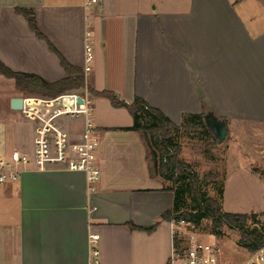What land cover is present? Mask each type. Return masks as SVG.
<instances>
[{
  "label": "crops",
  "instance_id": "crops-1",
  "mask_svg": "<svg viewBox=\"0 0 264 264\" xmlns=\"http://www.w3.org/2000/svg\"><path fill=\"white\" fill-rule=\"evenodd\" d=\"M17 8L34 11L44 39ZM91 15L94 60L86 75L83 0H0L5 67L54 83L66 77L62 57L84 73L87 89L73 93L91 101L101 170L93 193L83 172L58 165L39 172L34 163L19 183L0 186V264H95L93 235L99 264H175L183 238L186 249L202 243L162 219L174 194L153 176L143 135L129 130L127 108L95 93L112 92L125 104L141 99L177 127L189 115L215 118L235 142L246 131L264 130V0H100ZM17 98L49 99L27 96L0 74V152L34 162L43 123L14 110ZM57 107L35 105L46 120ZM51 125L67 150L86 140L83 115L61 113ZM47 149L57 151L51 130ZM211 239L206 244L218 246ZM252 254L222 249L217 264H247Z\"/></svg>",
  "mask_w": 264,
  "mask_h": 264
},
{
  "label": "trees",
  "instance_id": "trees-1",
  "mask_svg": "<svg viewBox=\"0 0 264 264\" xmlns=\"http://www.w3.org/2000/svg\"><path fill=\"white\" fill-rule=\"evenodd\" d=\"M17 13L25 17L31 30L39 39H44L39 32L35 13L32 9L17 8ZM54 53L57 51L51 46ZM61 64L66 71V77L58 82H48L36 75L15 73L0 62V74L14 79L18 91L27 96H36L46 99H56L62 95L87 89L85 75L81 70L69 66L60 57ZM99 97L107 98L114 107H125L133 118V127L129 130L136 131L143 135L146 132L149 136L152 148L158 154L157 170L153 176L159 178L165 185V191L174 194V205L166 212L162 219L169 222L184 221L196 228H200L205 220H212V233L221 238L224 235V228L238 232L240 235L239 246L255 253L264 247V225H260L256 214H231L222 210L220 199L223 194L222 184L217 198H211L201 192V179L187 162L180 160L181 146L179 136L184 132H200L212 138V134L206 125V118L203 115L185 116L181 126L177 127L170 119L164 116L159 110L150 108L143 100L136 99L132 104H125L119 101L112 92L95 93ZM189 195L197 208L194 211L183 209V198ZM252 222L251 226L249 222ZM156 228L142 229L151 232ZM184 238L180 241L178 251L186 250Z\"/></svg>",
  "mask_w": 264,
  "mask_h": 264
},
{
  "label": "rangeland",
  "instance_id": "rangeland-1",
  "mask_svg": "<svg viewBox=\"0 0 264 264\" xmlns=\"http://www.w3.org/2000/svg\"><path fill=\"white\" fill-rule=\"evenodd\" d=\"M211 136L213 139L200 132L182 131L178 139L181 146L180 160L190 164L199 175L203 194L217 198L222 184L220 205L224 212L248 215L256 213L259 226L264 225V167L255 171L250 165L252 161H256L264 166V130L259 128L244 132L241 142L231 141L227 137L224 142L219 143L213 134ZM182 205L187 211L197 208L187 194ZM249 224L253 226L251 221ZM212 227V220H205L200 228L182 226L181 233L197 235L205 245L210 243L206 239L212 238L228 252L242 248L238 244V232L224 228V235L219 238L213 235Z\"/></svg>",
  "mask_w": 264,
  "mask_h": 264
},
{
  "label": "built area",
  "instance_id": "built-area-1",
  "mask_svg": "<svg viewBox=\"0 0 264 264\" xmlns=\"http://www.w3.org/2000/svg\"><path fill=\"white\" fill-rule=\"evenodd\" d=\"M100 4V0H83L85 10V67L84 72L88 75L92 71L94 60V49L92 44L91 11ZM82 99L83 103L78 100ZM36 104H43L48 107H57V112L51 118L46 120L44 116L35 108ZM22 112L25 115L34 117L43 123L38 137L37 158L33 160L18 152L4 154L0 152V186L6 184H17L21 181L24 172H26L34 163L36 170L45 172L54 165L63 166L69 171L83 172L91 193L95 192L101 179V170L98 164V151L100 148L99 131L94 123L91 101L77 93L62 95L56 99L45 100L40 98H23ZM61 113H70L83 115L86 124V140L82 144L74 145L68 150L62 142V133L51 125L54 117ZM51 130L56 136L57 151L55 154L48 153L47 133ZM176 225L194 226L184 221L175 223ZM89 242L92 248V255L95 258V264H99V236H90ZM222 254V248L219 246L205 245L200 242H192L184 251L178 249L173 254V263L175 264H217L218 257ZM247 264H264V247L252 254Z\"/></svg>",
  "mask_w": 264,
  "mask_h": 264
},
{
  "label": "water",
  "instance_id": "water-1",
  "mask_svg": "<svg viewBox=\"0 0 264 264\" xmlns=\"http://www.w3.org/2000/svg\"><path fill=\"white\" fill-rule=\"evenodd\" d=\"M78 102L81 104L83 103L82 99H79ZM12 108L17 111H21L23 109V98H17L12 101ZM206 125L208 129L211 131V133L216 137L219 143H222L226 140L227 138V127L224 123L216 120L215 118L212 117H207L206 118ZM143 138L145 141V144L149 150L150 154V161L152 164V169L154 171L157 170L158 166V154L157 152L152 148L149 136L146 132L143 133ZM264 174V171L262 172Z\"/></svg>",
  "mask_w": 264,
  "mask_h": 264
}]
</instances>
